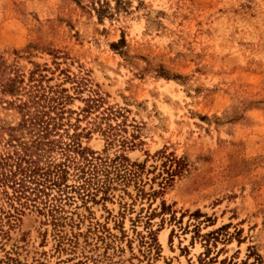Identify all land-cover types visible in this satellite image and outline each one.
Returning a JSON list of instances; mask_svg holds the SVG:
<instances>
[{"label":"rangeland","instance_id":"374dc122","mask_svg":"<svg viewBox=\"0 0 264 264\" xmlns=\"http://www.w3.org/2000/svg\"><path fill=\"white\" fill-rule=\"evenodd\" d=\"M32 89L82 153L48 207L0 188V264H264V0H0L1 155Z\"/></svg>","mask_w":264,"mask_h":264},{"label":"trees","instance_id":"16d2710c","mask_svg":"<svg viewBox=\"0 0 264 264\" xmlns=\"http://www.w3.org/2000/svg\"><path fill=\"white\" fill-rule=\"evenodd\" d=\"M64 98L62 90L60 92L55 89L49 91L32 89L28 92L26 101L20 103L21 108L32 109V112L27 113V116L33 135L29 144L18 145L19 147L13 148L11 153L0 154V188L5 196H7L6 189L9 188L14 200L19 202L23 199L21 206H25V201L37 199L40 203L42 202L43 207L49 206L46 205L48 201H57L53 198L48 199V191L53 188L58 189L64 182L69 167L78 166L70 155L72 153L80 154L82 150L72 140V136L67 137L70 143L63 145L48 138L52 129L60 125L58 121L63 116L62 102ZM89 102L92 105L94 101L90 100ZM89 105L86 106V109L89 108ZM106 117L107 115L104 119ZM101 134L107 137L104 130H101ZM55 149H59L60 152L61 157L58 161L49 157L39 163L38 159L43 153L46 154ZM83 160L86 159L83 158ZM78 169L77 178H83V175L86 174L83 167ZM90 178L84 177L75 188L77 191L81 190L79 194L81 193L87 198H90V195L84 191L90 185Z\"/></svg>","mask_w":264,"mask_h":264}]
</instances>
